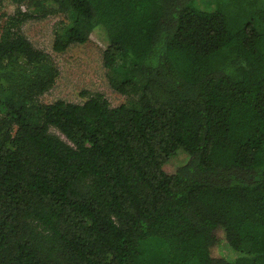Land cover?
Returning a JSON list of instances; mask_svg holds the SVG:
<instances>
[{
    "label": "trees",
    "instance_id": "trees-1",
    "mask_svg": "<svg viewBox=\"0 0 264 264\" xmlns=\"http://www.w3.org/2000/svg\"><path fill=\"white\" fill-rule=\"evenodd\" d=\"M50 16L124 101L42 100ZM0 264H264V0H0Z\"/></svg>",
    "mask_w": 264,
    "mask_h": 264
},
{
    "label": "rangeland",
    "instance_id": "rangeland-1",
    "mask_svg": "<svg viewBox=\"0 0 264 264\" xmlns=\"http://www.w3.org/2000/svg\"><path fill=\"white\" fill-rule=\"evenodd\" d=\"M60 18L50 16L40 20L30 19L22 26L28 39L36 47L48 52L59 69L54 86L42 95V100H80L81 90L87 89L104 93L113 105L124 101L125 96L109 86L106 70L102 66L100 45L93 37L85 43H73L61 53L52 50L53 28Z\"/></svg>",
    "mask_w": 264,
    "mask_h": 264
}]
</instances>
